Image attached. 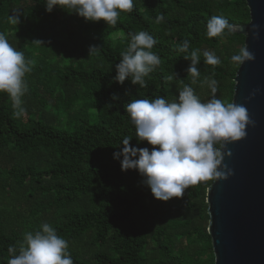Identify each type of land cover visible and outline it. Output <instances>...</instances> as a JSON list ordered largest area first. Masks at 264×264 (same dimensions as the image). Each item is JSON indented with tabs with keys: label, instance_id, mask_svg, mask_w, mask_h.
Returning a JSON list of instances; mask_svg holds the SVG:
<instances>
[{
	"label": "trees",
	"instance_id": "obj_1",
	"mask_svg": "<svg viewBox=\"0 0 264 264\" xmlns=\"http://www.w3.org/2000/svg\"><path fill=\"white\" fill-rule=\"evenodd\" d=\"M44 3L0 0V32L35 61L25 77L24 117H15L12 100L0 93V264H8L10 245L18 252L24 233L44 223L68 241L74 264H216L207 203L214 180L159 201L138 170L122 171L114 153L127 136L132 147L153 148L136 138L125 108L133 99L172 102L187 84L206 102L212 94L204 81L215 79L216 97L233 103L241 65L231 57L246 37L209 38L206 25L213 15L249 24L247 0H133L115 25L87 21L68 8L49 13ZM17 14L19 24L11 23ZM139 31L155 38L151 51L161 63L145 87L130 79L121 85L115 66L129 33ZM37 40L42 45L32 43ZM184 40L187 53L178 49ZM92 47L99 50L90 56ZM194 50L200 61L195 84L187 71ZM206 50L221 63L206 64Z\"/></svg>",
	"mask_w": 264,
	"mask_h": 264
},
{
	"label": "clouds",
	"instance_id": "obj_2",
	"mask_svg": "<svg viewBox=\"0 0 264 264\" xmlns=\"http://www.w3.org/2000/svg\"><path fill=\"white\" fill-rule=\"evenodd\" d=\"M44 4L49 13L56 7L68 8L87 21L103 20L108 25L117 23L120 12L133 9V0H45ZM163 19L160 15L155 22L160 23ZM9 21L19 24V15L10 16ZM206 27L209 38L238 30L222 15H213ZM253 31L258 32V29ZM129 36L128 46L120 53V62L115 66V79L121 85L130 79L133 85L145 87V78L161 63L160 57L151 51L157 41L146 31L129 33ZM32 43L42 45L38 40ZM189 48L188 40L178 46L179 51L185 53ZM98 50L92 47L90 56ZM203 56L208 65L221 63L214 52L206 50ZM254 59L247 47L240 48L238 54L231 57L234 64L240 65ZM190 61L187 71L195 84L200 75L197 67L199 50L190 53ZM34 63L11 46L6 34L0 32V93L8 94L17 118L26 115L22 102L28 91L25 77L32 71ZM204 83L212 94L206 102H202L194 88L186 84L179 91L178 99L172 102L157 96L133 99L125 106L135 126L136 138L140 142L147 141L153 148L149 151L146 147H132V137L127 136L122 140L120 151L114 153V159L120 161L122 171L138 170L144 184L159 201L182 198L188 188L203 181L228 179L232 171L224 160L225 155L230 158L232 153H225L226 145L244 139L246 129L252 123L244 106L225 103L216 97L218 82L215 79H206ZM41 228L34 233H24L18 252L15 246H9L8 264H74L68 241L48 223L42 224Z\"/></svg>",
	"mask_w": 264,
	"mask_h": 264
},
{
	"label": "water",
	"instance_id": "obj_3",
	"mask_svg": "<svg viewBox=\"0 0 264 264\" xmlns=\"http://www.w3.org/2000/svg\"><path fill=\"white\" fill-rule=\"evenodd\" d=\"M251 21L237 26L253 61L241 65L233 103L244 106L252 123L246 137L228 143L224 164L232 171L208 189L216 264H264V0H247ZM253 29H258L254 32Z\"/></svg>",
	"mask_w": 264,
	"mask_h": 264
}]
</instances>
